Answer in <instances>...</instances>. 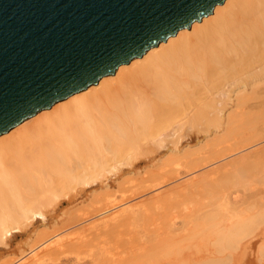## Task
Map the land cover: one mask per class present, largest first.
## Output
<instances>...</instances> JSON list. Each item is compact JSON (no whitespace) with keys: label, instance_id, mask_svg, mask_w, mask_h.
Instances as JSON below:
<instances>
[{"label":"bare ground","instance_id":"1","mask_svg":"<svg viewBox=\"0 0 264 264\" xmlns=\"http://www.w3.org/2000/svg\"><path fill=\"white\" fill-rule=\"evenodd\" d=\"M252 107L264 109V0H225L189 29L179 30L120 65L114 74L0 135V246H7L14 232L26 231L37 216L48 218L49 228L33 227L36 238L30 247L35 249L31 258L27 256L29 261L22 262L44 264L38 261L45 253L52 261L61 259L71 245L56 239L43 245L42 237L91 215L85 208L81 214L62 209L60 213L63 204L70 205L77 197H85L84 202L112 198L123 181L128 183L112 179L122 166L135 171L144 159L153 169L159 164L154 162L156 155L193 157L204 147L203 140L230 135L237 122L249 120ZM186 138L199 148L191 150ZM250 143L240 149L257 144ZM256 149L231 159V165H248L260 152L263 160L264 147ZM169 162L164 159L159 167ZM109 182L118 190L105 194ZM93 186H98L99 194L85 195ZM237 198L233 203L240 201ZM113 201L108 202L111 207ZM256 208L258 212L241 217L204 219L203 225L212 227L218 254L201 264H264V211ZM58 213L73 222L57 227Z\"/></svg>","mask_w":264,"mask_h":264},{"label":"rangeland","instance_id":"2","mask_svg":"<svg viewBox=\"0 0 264 264\" xmlns=\"http://www.w3.org/2000/svg\"><path fill=\"white\" fill-rule=\"evenodd\" d=\"M251 109L254 114L250 115L249 120L237 122L239 124L234 125V131L230 135L215 137L213 141L203 140L200 145L202 143L201 146L204 147L200 146L201 150L199 152L197 150L193 157L191 155L182 159L170 155L169 158L172 159L167 157L169 162L166 156L156 155L158 157H155L157 160L154 162L159 163L156 168L151 169L148 164L146 166L144 159L140 160L141 163L139 162L135 171L127 165L120 167V172L111 178L126 179L128 183L123 181L122 187L116 192L118 190L115 188L116 183L111 185L109 182L108 188L103 192L106 190L108 193L116 192L114 195L110 194L112 198L84 202L85 197H77L70 205L63 204L58 212L62 209L77 214L79 210L78 214H81L83 208V211L87 210L91 215L76 219L69 226H72L71 228H64L65 230L58 232L59 234L56 233L57 236L42 237L41 242L45 241L43 245L60 241L71 246L60 256L61 259L52 261V255L49 253L51 256H47L45 253L38 263L43 261L44 264H103V262L117 264L121 259L119 264H201L203 261L213 259L218 253L214 245L212 227L204 226V219L209 215H216L215 220L218 215L228 218L237 214L241 217L253 213L254 210L258 212L256 207H261L264 211V207L261 206H264V164L262 165L264 158L261 160L258 157L262 152L255 154L257 159L254 155L255 159L252 157L248 165L236 163L232 166L230 161L252 150L256 151V148L264 147V109L257 110L258 107ZM187 138L186 142L191 150L199 148V145L195 146V140L190 141L188 140L190 137ZM254 140H258L259 143ZM245 142L257 144L240 149ZM185 144L184 142L183 145ZM164 159L170 165L159 167ZM97 187L86 188L85 195L97 196L100 192ZM246 194L252 197L247 198ZM242 195L245 198L243 201ZM235 197L240 201L233 203ZM110 200L115 206L111 207L108 204ZM107 204L110 208H107ZM247 206H250L251 210ZM60 213L57 227H64L73 222ZM118 213H121L120 216L114 219ZM130 215L134 217H129ZM43 220L38 216L34 218L26 230L30 232H14L15 236L10 237L7 246H0V263L28 262L35 249L30 247L36 238L35 234L31 233L33 227L41 230L51 226L52 220L48 218ZM63 258H68L69 261L64 262ZM255 263L259 264L258 261Z\"/></svg>","mask_w":264,"mask_h":264},{"label":"water","instance_id":"3","mask_svg":"<svg viewBox=\"0 0 264 264\" xmlns=\"http://www.w3.org/2000/svg\"><path fill=\"white\" fill-rule=\"evenodd\" d=\"M225 0H0V135Z\"/></svg>","mask_w":264,"mask_h":264}]
</instances>
